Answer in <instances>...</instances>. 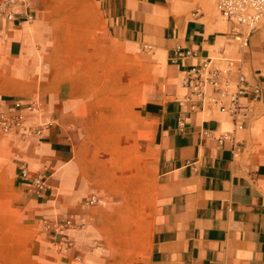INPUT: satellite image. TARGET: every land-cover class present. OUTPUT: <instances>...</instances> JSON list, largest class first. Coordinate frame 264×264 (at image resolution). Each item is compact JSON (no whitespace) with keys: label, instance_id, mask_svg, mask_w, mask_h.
<instances>
[{"label":"crops","instance_id":"crops-1","mask_svg":"<svg viewBox=\"0 0 264 264\" xmlns=\"http://www.w3.org/2000/svg\"><path fill=\"white\" fill-rule=\"evenodd\" d=\"M230 29L215 0L0 12V114L24 117L0 131V264H264V104L241 98L236 124L180 104L204 59L264 82V30L242 48Z\"/></svg>","mask_w":264,"mask_h":264},{"label":"built area","instance_id":"built-area-1","mask_svg":"<svg viewBox=\"0 0 264 264\" xmlns=\"http://www.w3.org/2000/svg\"><path fill=\"white\" fill-rule=\"evenodd\" d=\"M17 0H4L0 5V12H6L9 7L16 4ZM215 8L221 18L230 24V36L236 39L242 48H246L250 36L259 29L264 30V0H215ZM7 19L12 20V14H7ZM149 49V48H148ZM178 57H191L195 54L191 51L180 52L176 49ZM227 67L220 69L214 67L211 60H202L198 67L187 71L183 80V86L188 94L181 105L189 104L192 111L203 110L205 107L217 108L222 112H227L235 124L239 120V115L243 110L240 104L241 98L248 97L249 100L264 104V82L256 83L251 89L248 88V81L245 75L236 69V78L231 81L229 77L233 73L235 61L229 60ZM21 105L16 103L14 108L4 114H0V131L10 133L18 131L23 124L24 117L20 112ZM32 105L27 106L28 111H32ZM229 139L223 136L218 139L219 143ZM33 192L41 195L47 190L45 178L36 175L32 179ZM95 197H91L88 205H95ZM73 226V218L61 219L54 231L61 233L65 228ZM46 230L50 227L45 226ZM65 249L72 247V242L64 236L62 238Z\"/></svg>","mask_w":264,"mask_h":264}]
</instances>
